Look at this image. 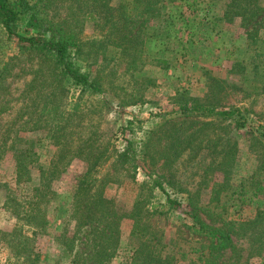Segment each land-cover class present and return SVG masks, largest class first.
<instances>
[{"label": "rangeland", "instance_id": "obj_1", "mask_svg": "<svg viewBox=\"0 0 264 264\" xmlns=\"http://www.w3.org/2000/svg\"><path fill=\"white\" fill-rule=\"evenodd\" d=\"M29 1L39 19L56 22L66 15L67 0ZM260 1L264 6V0ZM224 7V0H203L194 7L182 1L167 2L162 15L146 24L150 36L135 60L128 53L106 59L98 56L96 61L91 53L84 62L79 59L82 66L95 61L90 76L99 78V93L69 84L49 56L7 38L0 25V264H74L63 245L65 237L59 235L74 227L68 222V207L77 177L86 169L82 145L107 148L110 157L97 172L99 180L104 178L103 194L121 213L130 212L121 220L117 252L109 264H130L136 245L130 234L134 221L160 240L163 251L173 248V241L196 247L198 236L188 232L192 221L187 192L203 206L201 218L215 225L223 218L249 220L257 210H264V195L246 204L239 200L241 186L250 184L244 180L259 164L260 149L250 145L252 130L264 120V65L255 68L258 62L264 63L257 49L264 47L258 41L264 39V29L258 24L252 28V23L244 24L240 17L228 20ZM38 21L33 26L21 23L19 33L43 32L38 26L44 21ZM77 24L82 28L83 48L88 49L99 36L93 20L84 17ZM254 28L256 36L251 31ZM217 81L223 82V88L215 89ZM191 97L220 99L217 109L245 108V127L236 129L220 117L181 114L178 109L188 106ZM173 130L184 147L174 159ZM130 140L143 150L133 175L113 164L114 151L122 150ZM225 141L232 143L229 149L234 156L227 186L223 171L216 166L226 162ZM19 150H27L34 162L30 164L31 181L16 186L14 154ZM40 166L54 172L49 182L54 195L45 207V228L33 234L5 208L4 184L18 197L29 196L30 188L39 184ZM263 178L264 171L256 179ZM154 179L171 198L182 202L180 209L168 207ZM222 187H228L222 194L227 197L216 201L212 190ZM149 206L153 207L146 212ZM15 226L22 227L27 236L25 251L19 256L13 254L15 243L7 241ZM263 230L264 220L235 239L241 254L236 264H264ZM81 234L76 248L84 251L86 239ZM223 262L235 263L229 252ZM177 264L188 261L182 258Z\"/></svg>", "mask_w": 264, "mask_h": 264}, {"label": "trees", "instance_id": "obj_2", "mask_svg": "<svg viewBox=\"0 0 264 264\" xmlns=\"http://www.w3.org/2000/svg\"><path fill=\"white\" fill-rule=\"evenodd\" d=\"M47 1L48 0H44ZM182 1L190 7L197 6L203 0H67L64 7L67 8L66 15L54 22L46 17L39 19L37 11H33V6L29 0H0V25L4 34L9 39H17L19 42L26 43L28 47L38 50L40 53L49 56L54 68L58 71L65 81L74 86L88 89L91 92H101L99 78L90 76L91 63H95L98 56L103 59L107 55L112 58L119 55L130 54L134 58L142 51V42L149 37L145 31V26L152 19H158L167 2ZM208 2L219 0H206ZM225 7L223 15L228 20L240 17L244 24L252 23V28L259 25L264 29V6L260 0H224ZM47 5V4H46ZM45 5V6H46ZM88 17L93 20L94 31L98 37L89 43L88 49H84L85 43L81 37V25L78 20ZM44 21L39 24V28L44 29L30 36L19 33V25L26 22L28 26H33L34 21ZM38 21V22H39ZM71 21V22H70ZM75 27V28H74ZM251 28V29H252ZM28 31V30H27ZM26 31V33H27ZM255 36L257 30H251ZM259 42L264 44V39L259 38ZM258 54L264 57V47L257 46ZM92 53L95 61L79 64ZM83 57V58H82ZM264 62V60H263ZM264 63L258 62L255 68ZM215 89L222 87L217 81ZM223 88V87H222ZM212 88L210 89V91ZM188 106H181L178 111L183 115H202L212 118L227 120L236 129L245 127L247 122V112L245 108L230 107L227 109H217L220 106V99H206L191 97ZM52 128L55 125L48 122ZM182 140L179 133L173 130V159L179 155ZM230 141H225L223 157L226 162L220 161L216 165L225 175L226 186L229 184V173L232 169L233 151L230 152ZM66 145V144H65ZM256 145L259 147V164L256 170L244 181L250 180L248 187L241 186L239 200L242 204L250 203L254 197L264 195V178L256 179L264 171V120L252 130L251 145L252 149ZM181 148H180V147ZM224 147L222 149H224ZM86 162L85 171L77 177L76 184L70 194L68 207V222H73L72 232L62 231L60 237H65L64 247L67 254L72 258L74 264H109L115 256L120 239V225L123 217L127 218L130 212L121 213L115 202L104 196L102 188L104 178L99 180L97 177L98 167L109 157L107 148L98 150L92 146H83ZM143 153L142 148L138 147L133 140L127 141L122 150H115L113 164L123 167L128 172L134 174L139 165L138 157ZM15 159V185L20 186L31 181L30 164L34 162L27 150H19L14 154ZM227 163V164H226ZM39 184L30 188L31 194L28 196H17L16 191L5 185L6 201L5 208L9 210L17 220H22V226L31 229V233L43 231L46 225V205L52 201L53 192L49 182L54 175L53 170L39 167ZM153 185L157 187L165 196L168 207L172 210L180 209L182 202L177 198H171L165 191L163 184L153 180ZM228 189L225 187L213 189L214 199L221 200L222 195ZM227 193V192H226ZM249 193V196L246 194ZM51 196V197H50ZM187 192L185 196L188 214L191 224L188 232L193 236H198V245L194 248L184 246L177 241H173V248L163 251L160 248V240L152 236L142 225L136 221L131 226V237L136 239V245L130 256V264H177L180 259H187L188 264H225L223 262L226 252L231 253L235 263L240 259V250L235 242L236 238L244 237L247 229L260 224L264 220V210H257L255 216L249 220H234L223 218L219 225L207 223L200 216L203 206H198L190 198ZM153 206H149V212ZM136 208V207H135ZM137 209V208H136ZM134 208L132 212H134ZM162 213V212H159ZM264 231V230H263ZM86 239L84 251L76 248L78 234ZM15 244L13 254L19 256L25 251L23 244L27 236L23 233L22 227H13L12 234H9ZM22 250V251H21Z\"/></svg>", "mask_w": 264, "mask_h": 264}]
</instances>
